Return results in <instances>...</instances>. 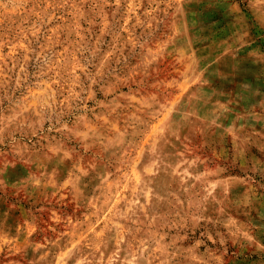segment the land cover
<instances>
[{
	"label": "rangeland",
	"instance_id": "obj_1",
	"mask_svg": "<svg viewBox=\"0 0 264 264\" xmlns=\"http://www.w3.org/2000/svg\"><path fill=\"white\" fill-rule=\"evenodd\" d=\"M0 264H264V0H0Z\"/></svg>",
	"mask_w": 264,
	"mask_h": 264
}]
</instances>
